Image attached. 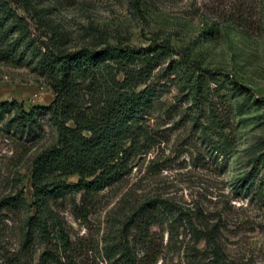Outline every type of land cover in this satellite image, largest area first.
Here are the masks:
<instances>
[{
	"label": "rangeland",
	"instance_id": "374dc122",
	"mask_svg": "<svg viewBox=\"0 0 264 264\" xmlns=\"http://www.w3.org/2000/svg\"><path fill=\"white\" fill-rule=\"evenodd\" d=\"M138 1L137 9L133 0H40L37 6L46 9L67 49L144 45L152 38L188 47L212 73L204 77L211 103L229 111L219 138L223 148L209 146L184 105L171 106L185 91L174 78H162L163 108L148 120L157 142L133 158L120 181L84 202L81 192L51 202L71 252L79 264H124V225L145 205L159 213L149 224L126 230L135 264H211L212 246L224 264H264V162L252 184L241 180L251 158L264 153V0ZM51 97L32 62L0 60V101L26 110L46 106ZM8 109L0 120V245L15 247L24 218L33 213L30 162L53 143L55 128L41 112L20 131L8 121L14 107ZM16 194L20 205L3 207V199Z\"/></svg>",
	"mask_w": 264,
	"mask_h": 264
},
{
	"label": "trees",
	"instance_id": "16d2710c",
	"mask_svg": "<svg viewBox=\"0 0 264 264\" xmlns=\"http://www.w3.org/2000/svg\"><path fill=\"white\" fill-rule=\"evenodd\" d=\"M39 1L0 0V60L32 62L52 95L46 106L26 110L14 101H0V120L14 107L8 121L16 129H29L41 112L55 128L53 143L30 162L33 213L24 218L15 247L0 245V264H79L51 202L71 192H81L84 202L90 194L120 181L133 158L157 142L148 120L163 108L160 80L174 78L185 91L171 106L184 105L183 110L191 111L192 127L214 151L223 148L219 138L228 127L229 111L211 103L204 77L212 73L191 57L188 47L177 49L152 38L144 45L104 43L67 49L64 35L49 23L46 9L37 6ZM133 4L137 9L139 1ZM263 162L264 153L254 155L242 182L252 184L257 165ZM71 175L76 179L68 182ZM21 201L20 195L7 196L3 207H17ZM157 213L155 206L151 210L139 205L125 223L119 253L124 264H135L127 250L126 230L149 224ZM211 253V264H224L214 246Z\"/></svg>",
	"mask_w": 264,
	"mask_h": 264
}]
</instances>
